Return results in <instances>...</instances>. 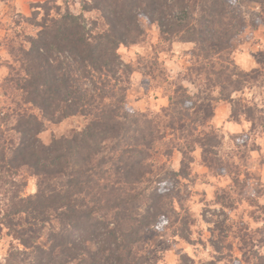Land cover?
<instances>
[{"label":"trees","instance_id":"16d2710c","mask_svg":"<svg viewBox=\"0 0 264 264\" xmlns=\"http://www.w3.org/2000/svg\"><path fill=\"white\" fill-rule=\"evenodd\" d=\"M235 2L81 0L79 12L69 0L30 5V15L17 22L22 31L0 43L9 55L7 61L0 56L9 99L0 112V241L11 240L0 264H147V232L174 215L168 184L189 176L192 153L201 150L202 165L214 176L240 168L220 156L218 131H202L213 122L218 100L232 105V122L254 123L243 136L246 148L247 136L264 120L235 97L255 79L233 58ZM244 2L260 7L255 26L264 24V0ZM140 19L157 27L160 44L195 45L185 80L199 92L191 96L181 83L162 114L135 113L127 103L135 69L119 50L146 37ZM71 117L84 118L85 127L41 141L44 120ZM178 141L185 148L179 150ZM166 143L171 150L162 153ZM175 149L184 157L180 171L159 164ZM23 171L36 178L35 194L23 195ZM217 196L231 198L224 190ZM257 209L264 212V204ZM252 229L239 227L246 249L264 231Z\"/></svg>","mask_w":264,"mask_h":264},{"label":"rangeland","instance_id":"374dc122","mask_svg":"<svg viewBox=\"0 0 264 264\" xmlns=\"http://www.w3.org/2000/svg\"><path fill=\"white\" fill-rule=\"evenodd\" d=\"M44 1L0 0V43L6 36L22 31L25 25L18 26L17 22L21 21V16L30 15L32 3ZM69 1L73 11L79 12L81 0ZM237 1L231 8L237 16L234 30L239 32L232 39L233 58L242 71L251 72L255 79L235 97L252 106L253 115L260 120L264 119V24L259 22L255 26L259 6ZM140 23L147 33L146 37L138 44L122 46L119 50L123 62L135 69L130 75L127 103L135 113L162 114L170 106V97L181 83L191 96L199 92L196 84L185 80L188 68L193 63L191 53L195 45L181 41L160 44L157 27L149 25L144 19H140ZM0 56L4 61L9 60L2 46ZM7 74L8 69L0 67V112L9 101L6 97ZM214 96L221 98L218 92ZM231 114L232 105L218 100L213 122L203 127L202 131H218L222 139L220 156L229 157L240 168L232 169L230 175L214 176L202 165L201 150L198 148L192 153L189 176H178L173 184H168L174 215L170 216V222L164 220L147 232L150 250L147 264H258L260 259L256 256L264 257V231L252 236L247 249L239 239V227L243 224L249 229L253 228V231L257 227L264 228V212L257 209V206L264 204V120L257 122V131L247 136L250 146L246 148L242 144L246 140L243 136L252 130L254 123L236 124L232 122ZM227 121L233 124H227ZM85 125L86 120L82 117H71L60 122L44 120L40 139L44 144H49L72 130L83 129ZM176 144H179V150L180 146L185 148L184 141ZM178 149L168 161L161 156L159 164L166 162L175 171H180L184 157ZM166 150H171L168 143L163 144L160 151L165 153ZM21 178L27 182L23 195L35 194L36 178L27 171L21 172ZM222 190L231 198L218 197L217 192L222 193ZM221 199L225 201L223 205ZM253 216L262 222H254ZM10 244V238L0 241V259L5 258Z\"/></svg>","mask_w":264,"mask_h":264},{"label":"crops","instance_id":"0c3cea01","mask_svg":"<svg viewBox=\"0 0 264 264\" xmlns=\"http://www.w3.org/2000/svg\"><path fill=\"white\" fill-rule=\"evenodd\" d=\"M227 124H233L232 122L231 123H229L228 121H227ZM264 179V178H263Z\"/></svg>","mask_w":264,"mask_h":264}]
</instances>
